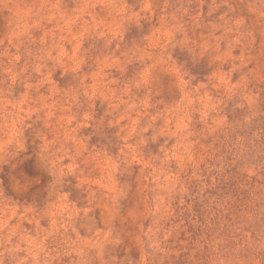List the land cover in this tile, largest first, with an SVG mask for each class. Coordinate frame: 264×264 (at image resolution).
Wrapping results in <instances>:
<instances>
[{
	"label": "rangeland",
	"instance_id": "374dc122",
	"mask_svg": "<svg viewBox=\"0 0 264 264\" xmlns=\"http://www.w3.org/2000/svg\"><path fill=\"white\" fill-rule=\"evenodd\" d=\"M0 264H264V0H0Z\"/></svg>",
	"mask_w": 264,
	"mask_h": 264
}]
</instances>
